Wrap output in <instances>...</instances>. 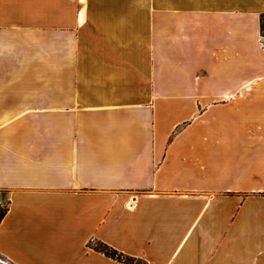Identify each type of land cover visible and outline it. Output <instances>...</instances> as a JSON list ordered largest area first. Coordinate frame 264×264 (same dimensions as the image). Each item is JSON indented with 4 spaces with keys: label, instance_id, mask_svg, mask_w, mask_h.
I'll use <instances>...</instances> for the list:
<instances>
[{
    "label": "crops",
    "instance_id": "obj_1",
    "mask_svg": "<svg viewBox=\"0 0 264 264\" xmlns=\"http://www.w3.org/2000/svg\"><path fill=\"white\" fill-rule=\"evenodd\" d=\"M262 14L0 0V257L123 264L99 242L138 264H264ZM247 162L256 186L230 183Z\"/></svg>",
    "mask_w": 264,
    "mask_h": 264
},
{
    "label": "rangeland",
    "instance_id": "obj_2",
    "mask_svg": "<svg viewBox=\"0 0 264 264\" xmlns=\"http://www.w3.org/2000/svg\"><path fill=\"white\" fill-rule=\"evenodd\" d=\"M262 42L264 44V39H262ZM262 123H264V114L262 113ZM261 136L264 137V131H261ZM261 160H262V167H264V145L261 148ZM253 165V163H244L242 166L241 171V175H239L240 179L238 178V180L236 179H232L231 177L229 178V182H238L240 186L242 187H248L251 188L253 187V185L257 184V180H253L252 176H249V171L251 170V166ZM248 170H247V169ZM244 175L242 178L241 176ZM236 180V181H235ZM264 181V180H263ZM8 209V195L5 191H0V217L6 212V210ZM0 264H10L6 259L0 257Z\"/></svg>",
    "mask_w": 264,
    "mask_h": 264
},
{
    "label": "trees",
    "instance_id": "obj_3",
    "mask_svg": "<svg viewBox=\"0 0 264 264\" xmlns=\"http://www.w3.org/2000/svg\"><path fill=\"white\" fill-rule=\"evenodd\" d=\"M260 27H261V38L264 39V14H262L260 16ZM5 213L0 217V221L4 217ZM93 249L95 251H98V252L104 254L106 257H109V258L116 260V261L123 263V264H138L139 263L138 260H136L134 258H130L128 256H125L124 254L119 253V252L113 250L112 248H110V247H108L102 243H99V242H95L93 244Z\"/></svg>",
    "mask_w": 264,
    "mask_h": 264
}]
</instances>
